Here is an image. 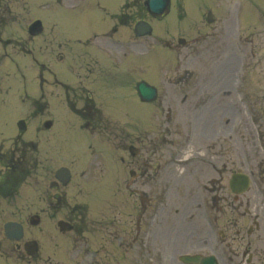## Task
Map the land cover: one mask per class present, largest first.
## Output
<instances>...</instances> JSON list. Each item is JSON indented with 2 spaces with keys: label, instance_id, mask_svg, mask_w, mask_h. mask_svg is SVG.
<instances>
[{
  "label": "flooded vegetation",
  "instance_id": "obj_1",
  "mask_svg": "<svg viewBox=\"0 0 264 264\" xmlns=\"http://www.w3.org/2000/svg\"><path fill=\"white\" fill-rule=\"evenodd\" d=\"M90 1L92 0H44L41 10L37 11V0H0V105L4 102L2 78L10 74L21 82L18 98L28 97L29 89L41 101L47 97L60 98L56 94V90L60 89L64 104L77 111L81 117L83 130H92L98 140L102 138L114 143L120 140L121 147L129 142L127 147L135 145L141 150V154L135 157L130 154L128 157H120V163L125 169H131L129 181L123 182L129 187L140 186L141 200L148 195L144 190L151 184L159 186V191L162 189L159 195L161 199H170L174 188L176 200H181V195L186 192L181 194L178 189L184 179L188 182L192 179L186 187L188 195L189 189L197 188L199 178L202 180L200 189L204 192L195 194L191 202H188L189 210L195 217L185 225L184 231L188 233L172 231L160 235L159 239L165 238L161 244L163 248L174 251L180 245L190 248L196 246L198 249L208 248L210 252L215 248L220 256V264H264V169L260 166L253 167L255 176L244 168L230 172L224 163L215 164L218 160L212 140L214 136H225L226 133L206 135L204 130L203 134H196L192 130L189 138L167 157L161 147L167 137L173 134L176 136L177 132L172 134L165 128L157 133L150 134L149 130H145L132 135L133 124L125 123L127 125L122 126L110 117H101V108L109 109L117 102V77L112 71L116 69V55L121 50L119 46L126 45L132 39L133 21L146 20L147 14L143 0H122L119 10H116L115 5L113 9L104 0L96 1L95 9L90 7ZM91 12L97 13V19L93 22L90 20ZM123 55L126 57L127 53ZM65 63L73 72L72 85L58 79L56 69L64 68ZM28 74L30 88L26 82ZM177 81L179 82L178 79ZM32 101L37 103L35 99ZM36 103L32 105L33 108ZM154 104L164 108L163 101ZM44 109L47 111V106ZM34 112L35 110L31 113ZM48 114L51 119L43 118L28 126L27 118L17 120L23 122L25 128H19L15 137L9 139L12 144L9 148L4 149L3 144H0V200H11L15 197L16 190L24 184V153H30L32 168L34 162L36 168L40 166L36 160L39 149L37 138L40 134L53 144L62 139L61 134L53 133L54 119ZM167 118L171 120L169 115ZM46 125L49 127L46 128ZM26 134L30 136L28 143L24 139ZM127 147L123 149L126 154ZM186 147H190L189 151L194 153V159L190 165L179 170L174 159L181 158ZM199 155H205V158L199 159ZM219 155L222 156L221 153ZM56 156L60 160L67 159L61 149ZM49 170L50 178L51 167ZM160 170L165 171L163 177ZM235 172H244L251 179L249 187L239 196L232 194L228 185L229 174L231 176ZM252 176L256 178L255 181ZM176 177L180 179L175 182L173 179ZM162 179L166 180L162 182ZM57 186L59 185L54 188L57 189ZM61 198V191H56L48 199L59 203ZM189 200L190 197L187 196V201ZM229 209L233 215L230 221ZM205 216L211 217L216 224L221 222L219 239L204 228L202 220ZM201 235L204 238L199 239Z\"/></svg>",
  "mask_w": 264,
  "mask_h": 264
},
{
  "label": "rangeland",
  "instance_id": "obj_2",
  "mask_svg": "<svg viewBox=\"0 0 264 264\" xmlns=\"http://www.w3.org/2000/svg\"><path fill=\"white\" fill-rule=\"evenodd\" d=\"M96 1L101 2V0H92L89 2L90 7H95ZM104 1L112 7L119 4V0ZM177 1L183 7V9L178 7L177 10V14L179 16L178 24L175 25L173 22H170L169 18H166L165 21L161 23V25L175 27L173 34L176 35V32L178 31L180 32L181 36L189 42H193V38L195 37L198 38V42L200 41L199 44H195V42L192 43L194 44L193 47H197V52L199 54L194 53L192 50L193 47L190 46L181 51L182 57L180 58L179 63L181 71H186V73L191 75L193 78L188 81V79H190L189 75H185L183 77L182 83L187 85V87L184 88V92H181L179 96L182 97L184 94H187V96H190V99L193 101L201 99L205 103L208 101H211L212 103L214 102V104H208L209 108H206V114H199L197 116L189 115L187 121L190 120V123L194 119L196 122L201 120L200 132L202 134L204 130L206 135H212L215 133L214 129L225 133L229 132L231 121L236 119V117L239 115L236 114L237 112L235 110H237L241 116H243L241 119H244L243 122L245 123L246 127L244 131L245 139L243 140L242 149L244 159L246 163H252V165L262 164L261 168H263L264 155L255 149L256 147L253 143V132H255L256 126L254 128V126L249 124L247 119V110L245 107H242V100L239 99L238 101V98L241 97L242 99L243 94L244 100L249 101L250 106H253V110L256 109V118L258 117L262 121L259 123V129L261 132H264V0H218L216 2H214V0ZM43 4L44 0H37V11L41 10V5ZM254 4L257 6L256 9L261 11V15L253 9L252 6H254ZM208 8L211 9L214 19L213 23L210 25L205 23V16ZM250 10L254 14V16H252L253 18L250 22L242 24L240 22L241 16L244 15V17H250ZM96 19L97 13L91 12V22ZM170 19L175 20L174 17H171ZM242 19V22H244L245 18ZM145 43L146 45L149 44L150 46L156 45V41L151 38L146 40ZM152 50L153 49H149L147 53L141 56L137 55L135 51L132 52L133 61L130 67L133 68V73H136L135 69H144V66H142V57H145L154 61V65L152 68L150 67V69L159 70L160 74L163 75L166 73L165 75H170L172 78L174 76L172 71L176 65L175 61L174 63L173 61H168L169 59H172V54L165 51L163 48H157L154 51ZM185 56H187L186 59L184 58ZM64 69L66 70L65 67ZM65 76L68 77L67 75ZM26 82L29 87V74L26 77ZM193 83L194 87L196 88L195 90L190 89ZM200 83L203 84L200 86L202 90L201 92H199ZM2 84L4 85L2 88L4 102L0 105L1 109L6 110L9 107L14 106V102H16L23 110L20 111L17 116H14V118H27V124L30 123L31 125L35 124L39 120H42L43 118H47L49 116L48 113H50L55 119L53 133L61 134L63 137L69 138V140H66L69 141V144L72 143L75 147L74 154L69 158L72 160L71 170L74 175V180L67 188L63 189V192H61L62 198L60 203H53L55 204L53 206L51 205V200L48 199L52 191L47 189L48 182H45L47 180V178H45L47 169L49 170L51 167L53 172L57 167L56 165L58 164L53 160V142H49L45 136L41 137L42 134L38 136L37 143L39 140V149L36 155V160L38 163H40V166L36 168V163L34 162V171L32 168L33 164H30V153H25L27 166L31 167L29 170H27L26 165L24 166L23 172L28 176L26 177V182L23 186L19 187L17 195L11 201L5 202L0 200V245L4 252L9 253V251H11L15 253H9L11 259L2 262V264H10L11 262H15L16 264L29 263V259H26L27 262H25L19 258L21 253H17L15 249L17 245L7 241L3 236V225L9 221L20 222L24 225V237L19 244H22L24 241L29 239H35L38 242V259L32 264H54L57 261H59L60 264H93L94 259L96 260V264H100L98 261L102 262L105 260L104 258L93 256L92 254L86 257L81 255L80 250H82V242L74 239L72 234H68L66 237L61 236L57 232L56 222L57 220L62 219L63 216H65V213L68 212L70 215H72V219L76 222L77 227L79 226L80 228H78L81 229V225L83 224L81 219L84 218L86 223L84 229L87 230V233H84V235L89 240V245L93 246L91 249L94 250L99 244V241L100 244H103L101 237L102 232H94L90 220L92 216L97 218L99 216V214H95L99 208L98 203H102V205H100L101 214L104 215L108 211V205H106L104 202L110 201V195L108 194L109 186L107 187V183H104L106 180L105 176L107 174L109 181L114 180V175L107 173V171L113 172V170H119L120 166L117 158L122 154L114 153L111 150L107 153H97L96 156H99L100 160L103 161L102 167L100 162L97 161L94 164L89 165L88 169H86L89 160L94 158V156L90 157L91 151H87V145L89 143L93 144V140L96 135L85 136L87 137L86 141L84 140V135L83 139L79 137L81 132L78 133V124H75L77 122L76 118L72 116L73 112L65 107L64 102L58 97H47L41 101L37 98L35 93L32 92V89H29L30 95L28 97L22 99L21 96L18 98L20 95L21 82L13 74L2 78ZM175 96L176 94H172L169 99L174 100ZM33 99L37 100V103L32 101ZM51 100H53L54 103L50 105ZM35 103V108H33L32 105ZM46 106L47 111L44 109ZM216 108L226 110L228 113V120L218 126L217 123H214V121L211 123L213 120L212 117L217 118L220 114L218 113L216 116H214L216 114ZM33 110H35V112L31 113ZM165 114L166 113H158V111L157 113H153L148 127L149 130L154 131L161 123L167 122L165 119ZM48 118L51 119L50 117ZM181 118L183 117L180 115L179 108L172 109V123L179 124ZM69 127L73 129V133H67ZM136 128L142 130L144 129L143 127ZM3 131L4 133L13 132V125L10 116H7L0 121V132L3 133ZM14 134H4L5 138L2 141L4 149L12 146L9 138H11V136ZM20 138L21 135L18 137V140ZM29 138V134L24 136L26 143L29 142ZM182 139L183 135L181 136L179 143L182 141ZM237 147L240 146H236V143L232 145L231 142L221 143L220 146H217L215 151L218 161H215V164L224 163L227 165L230 172L234 171L235 169H245L244 165L239 162V160L242 159V155L240 156L237 153ZM70 148L73 147L71 146ZM164 153L168 155V151H164ZM219 153H221L222 156H220ZM34 159L35 157L32 158V160ZM93 172L97 174L95 178L96 180L94 178L92 179L90 176L86 182L95 180L97 183L96 186L99 185L100 188L98 189L97 187V189H93L92 186L85 187L84 192L82 189L83 194L78 195L77 191L80 187L79 176L83 174H85L84 176H87V174L90 173L94 175ZM161 172L162 170H160V173ZM36 175L37 177H35ZM126 177L128 179L127 173ZM119 178L120 180H124L123 176H119ZM179 179L180 178L176 177L173 180L176 182ZM164 180L166 179H162V182ZM191 181L192 179L189 182L187 179H184L180 188L178 189L181 191V194L184 191L186 192L185 195H181L182 199L180 200V206L174 204L176 203L177 197L175 189L172 188L173 192L170 195L171 201L168 202V209L165 210V213L168 211H170V213H174V210L176 208L178 210L179 208V211L183 214V216L186 215V220L191 222L194 220L195 217L189 210L188 202H191L195 194L200 193L202 180L199 178L197 188L189 189L188 195V189L186 187L189 185V183H191ZM113 188L116 187L113 186ZM158 188L159 186L156 184H151L147 189H145V191L148 193L147 197L144 199L145 208H147L148 205H150L151 202L156 199L157 196H159ZM198 188L199 190H197ZM98 190L99 194L96 195ZM130 193L133 197L135 196L133 191H130ZM187 196L190 197L189 201H187ZM114 198L117 204L116 208H118L117 217L115 218L117 235H121V240L125 242L124 240L128 239L126 236V231L128 232L131 224L134 229L135 222L138 223L137 220H140L141 218L134 220V213L132 220H130V217L128 216V213L131 210L127 203V200H129L130 203L129 192L127 193L124 191V189H118ZM149 198L151 200H149ZM131 200L134 201L133 198H131ZM78 202L86 203L89 213L84 216L76 215V209H72V207ZM53 207H55V210ZM190 207L192 208V206ZM58 211L60 212L57 213ZM32 214H38L41 218L40 224L37 227H31L28 224V218ZM51 214H56L55 218H52ZM230 216L233 217L231 210L229 209L228 220L231 218ZM143 219L144 214L142 215V220ZM172 224H177L179 227H182L176 221L175 217H170L166 223V226ZM183 232L188 233L182 230L181 233ZM157 235L160 236L162 234ZM157 235L153 233L148 237V253L146 258H141L140 253L137 251H134V254L127 251L129 248L127 243H125V245L121 248L116 246V264H161V258L163 260V264H180L175 259L178 254H182L185 251L194 253L197 250H200L196 246L190 248L183 245H180V247L177 248L178 250L174 251L165 249L161 246V244L164 243L165 238L162 237V239L157 240L159 237ZM108 249V244H106V250ZM176 251H178V253L173 260L168 257L172 252ZM101 256H103V253ZM45 260H49L51 263L46 262Z\"/></svg>",
  "mask_w": 264,
  "mask_h": 264
},
{
  "label": "water",
  "instance_id": "obj_3",
  "mask_svg": "<svg viewBox=\"0 0 264 264\" xmlns=\"http://www.w3.org/2000/svg\"><path fill=\"white\" fill-rule=\"evenodd\" d=\"M148 4H149V7H150V10L152 11V13L154 12V13L160 14L166 9L167 0H149ZM146 31H147V29H146ZM138 90H139V94L142 97V99L147 100V101H150L153 99L154 91L147 88L146 85H144V84L139 85ZM9 227L10 226H6V228H5L6 233H7V230ZM7 236H9V235L7 234ZM189 260L197 262L198 259L192 258ZM207 262H206V264H208Z\"/></svg>",
  "mask_w": 264,
  "mask_h": 264
}]
</instances>
